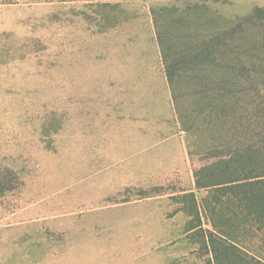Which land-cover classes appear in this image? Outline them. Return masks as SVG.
Returning a JSON list of instances; mask_svg holds the SVG:
<instances>
[{"label": "rangeland", "instance_id": "1", "mask_svg": "<svg viewBox=\"0 0 264 264\" xmlns=\"http://www.w3.org/2000/svg\"><path fill=\"white\" fill-rule=\"evenodd\" d=\"M201 4L231 22L264 0H0V169L18 176L0 196V264H203L171 196L194 190L205 151L166 111L161 88L145 149L105 146V128L85 112L132 62L161 66L153 50L136 58L127 48L149 44L151 9Z\"/></svg>", "mask_w": 264, "mask_h": 264}, {"label": "trees", "instance_id": "2", "mask_svg": "<svg viewBox=\"0 0 264 264\" xmlns=\"http://www.w3.org/2000/svg\"><path fill=\"white\" fill-rule=\"evenodd\" d=\"M209 10H150L177 120L207 160L171 199L203 264H264V6L231 22ZM17 177L0 169V196Z\"/></svg>", "mask_w": 264, "mask_h": 264}, {"label": "crops", "instance_id": "3", "mask_svg": "<svg viewBox=\"0 0 264 264\" xmlns=\"http://www.w3.org/2000/svg\"><path fill=\"white\" fill-rule=\"evenodd\" d=\"M149 19L146 22L149 44L136 43V39L134 38L131 39L133 43L129 44L127 48L129 51L132 50L136 53V58L142 52H144V55L147 51L151 52L153 50L158 59H160L156 31L151 13L149 14ZM132 64L133 66L123 73L126 77L120 79V83L118 81L114 83V78L112 81L109 80L107 85L102 88L99 96L98 91L96 92L95 90V100L92 107L89 109L88 107L85 108V112H91L93 114L90 117V122L95 125L101 123L105 128L106 133L103 135L105 146H109L117 140L125 142L126 139L132 141L140 148L145 149L150 146L149 112H158L155 109V104L159 101V97L153 94V90L157 87L163 91L162 100H164L163 104L165 105L166 111L173 112V120L176 118L171 92L166 81L162 63L161 66L158 65L157 67L151 61L138 59V61H134ZM118 87H122L121 89L125 90V93L121 95L120 101H115L113 92ZM95 88L97 89L98 87L95 86ZM121 125L131 126L134 129V133L129 136L113 135L114 128L120 127ZM170 137L167 138L169 139ZM93 141H95V138L86 139V142ZM178 149L182 153L183 145L180 144Z\"/></svg>", "mask_w": 264, "mask_h": 264}]
</instances>
